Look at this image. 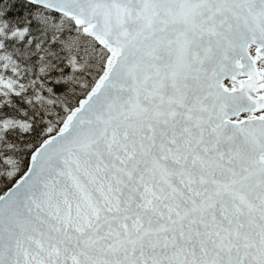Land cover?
Returning a JSON list of instances; mask_svg holds the SVG:
<instances>
[{"label": "snow or ice", "instance_id": "1", "mask_svg": "<svg viewBox=\"0 0 264 264\" xmlns=\"http://www.w3.org/2000/svg\"><path fill=\"white\" fill-rule=\"evenodd\" d=\"M0 264H264V0H0Z\"/></svg>", "mask_w": 264, "mask_h": 264}]
</instances>
